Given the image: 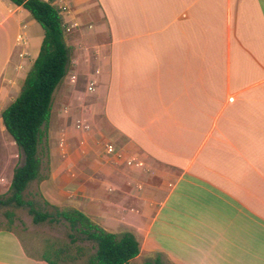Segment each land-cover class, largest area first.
Returning <instances> with one entry per match:
<instances>
[{
  "label": "crops",
  "instance_id": "0c3cea01",
  "mask_svg": "<svg viewBox=\"0 0 264 264\" xmlns=\"http://www.w3.org/2000/svg\"><path fill=\"white\" fill-rule=\"evenodd\" d=\"M54 2L72 26L71 63L41 152L44 199L135 234L133 264L156 252L174 264H264V0ZM44 33L0 0L1 114ZM105 140L142 165L109 161ZM0 264L51 263L5 227Z\"/></svg>",
  "mask_w": 264,
  "mask_h": 264
},
{
  "label": "trees",
  "instance_id": "16d2710c",
  "mask_svg": "<svg viewBox=\"0 0 264 264\" xmlns=\"http://www.w3.org/2000/svg\"><path fill=\"white\" fill-rule=\"evenodd\" d=\"M12 1L23 5L45 31L39 55L27 73L20 94L1 114L7 132L23 151L24 161L15 168L10 195L0 197V205H25L23 194L29 184L46 178L40 148L47 137L54 92L68 73L71 48L65 37V21L53 0ZM52 207L53 212L30 209L35 223L65 222L72 231L71 243L46 246L40 256L49 263L133 264L132 260L140 254V242L135 234L112 233L78 209ZM79 239L90 241L92 246L76 245ZM144 264L163 263L158 255L154 261L147 259Z\"/></svg>",
  "mask_w": 264,
  "mask_h": 264
},
{
  "label": "rangeland",
  "instance_id": "374dc122",
  "mask_svg": "<svg viewBox=\"0 0 264 264\" xmlns=\"http://www.w3.org/2000/svg\"><path fill=\"white\" fill-rule=\"evenodd\" d=\"M2 130L3 126H0V185H3L0 187V197L5 198L10 195L9 189L12 171L23 163L24 155L11 135L8 132L2 134ZM43 150L45 151L44 143L41 145L40 154H42L41 152H43ZM23 198L26 202L25 205H18L16 203L0 205V228L9 227L14 229L22 238L28 251L38 256L43 254L47 245L71 243L70 241L72 239L70 233L72 231L65 222H34L33 214L30 211L31 208L35 207L42 211H54L52 207L53 204H50L42 196L38 181H33L29 184L28 188L24 191ZM47 202L49 204H47ZM75 244L88 247L92 246L90 241H85L83 239H79ZM158 255L163 264H174L168 256L160 252L153 253L146 258L140 259L136 261L135 264H144L147 259L154 261Z\"/></svg>",
  "mask_w": 264,
  "mask_h": 264
},
{
  "label": "built area",
  "instance_id": "2783aa9c",
  "mask_svg": "<svg viewBox=\"0 0 264 264\" xmlns=\"http://www.w3.org/2000/svg\"><path fill=\"white\" fill-rule=\"evenodd\" d=\"M46 1H50V0H46ZM65 29H66V33H68L71 31L72 26L66 24L65 22ZM19 38H20V41L26 42L23 36H20ZM72 78L76 79L77 76L73 75ZM88 90L89 91L95 90V81L93 80L90 81ZM75 127L78 131L85 133L86 136H90L94 128L93 124L85 118H78L75 122ZM82 143H85V139L82 140ZM102 145H103L104 153H106V155L108 156L109 161L111 162L123 161L128 166H136V167H139L142 165L140 161H137L133 158L128 157L122 149H120L119 147H117L115 144H113L110 141L105 140L102 143Z\"/></svg>",
  "mask_w": 264,
  "mask_h": 264
}]
</instances>
